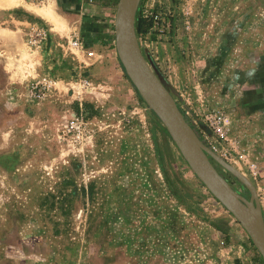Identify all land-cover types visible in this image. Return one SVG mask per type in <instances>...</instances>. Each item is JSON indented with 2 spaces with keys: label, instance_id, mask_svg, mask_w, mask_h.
I'll list each match as a JSON object with an SVG mask.
<instances>
[{
  "label": "rangeland",
  "instance_id": "374dc122",
  "mask_svg": "<svg viewBox=\"0 0 264 264\" xmlns=\"http://www.w3.org/2000/svg\"><path fill=\"white\" fill-rule=\"evenodd\" d=\"M229 2L200 1L196 8L201 19L188 25L202 29L212 45L209 50L201 46L204 51L197 53L194 48L186 55L180 51V58L192 66L198 58L204 59L203 74L211 81L205 84L207 95L230 78L240 84L248 78L249 71L242 66L244 54L237 52L242 44L239 37L244 28L264 24L258 21L259 13L264 18V6H251L256 20L243 22L242 13L232 20ZM143 4L144 0L138 1L134 21L140 18L146 25L144 33H136L141 53L170 90L167 74L152 60L146 42L171 36L173 19L161 8ZM33 11L37 16L29 14ZM144 11L163 12L168 30L159 35L150 32L149 22L141 17ZM56 19L51 0H0V31L15 24L23 29L26 20L36 24L26 31L27 50L10 55L0 49L8 64L51 60L57 68L50 80L39 83L48 86L41 99L32 95L31 87L37 83L29 87L26 109L41 122L36 120L25 133L14 129L12 144L25 147L23 163L0 165V264H261L248 235L192 173L118 65V55L96 68L74 66L68 72L48 55ZM34 28L46 31V45L30 43ZM230 41L235 53L228 51ZM81 46L71 48L79 51ZM224 110L192 111L202 127L183 116L207 148L212 151L215 146V154L253 184L258 164L247 150L233 147ZM216 111L225 115V139L216 137L205 119ZM213 164L231 188L254 206L245 184Z\"/></svg>",
  "mask_w": 264,
  "mask_h": 264
},
{
  "label": "crops",
  "instance_id": "0c3cea01",
  "mask_svg": "<svg viewBox=\"0 0 264 264\" xmlns=\"http://www.w3.org/2000/svg\"><path fill=\"white\" fill-rule=\"evenodd\" d=\"M200 1L203 0H144V7L161 8L168 13L175 26L170 33L171 36L153 37L146 42V47L151 49L150 56L159 66L160 72L167 74V84L170 87L168 91L173 95L178 108L187 119H191L194 124L202 127L201 120L195 118L192 111H205L210 107L225 109L227 129L233 147L236 150H247L248 157L258 164L257 180L253 182V185L260 199L264 219V24L252 30L244 28L242 37H239L242 44H239L237 52L242 51L244 54L245 61L242 66L245 71H249L248 78H244L241 84L235 82L234 78H230L225 86L222 83L219 86L217 83L218 86L212 92L213 94L207 95L205 84H208L210 80L203 74L204 59L198 58L195 63L193 61L192 66L183 57L180 58L181 50L186 55L189 53V48L190 52L194 48L197 53L204 51L201 50V46L209 50L212 45L206 41L208 35L202 33V29H196L195 26L191 28L188 25L190 22L195 24L196 20L201 19L202 13L196 8ZM118 3L119 0H51L52 7L57 11L58 24L51 28L52 41L48 55L56 60L57 64L59 62L62 69L67 72L74 66L85 70L90 67L96 68L107 60L115 59L117 56L115 17ZM229 3L232 6V20L242 13L243 22L256 20L257 15L254 11L251 12V6H264V0H230ZM29 14H34V11ZM36 14L38 13L35 11L34 15L37 16ZM258 16L259 22L264 21L260 13ZM17 23L23 24L22 21ZM24 24L23 29L15 24L13 27L0 31L2 51L7 49L10 55H16L20 50H27L26 31L36 24L27 20ZM74 39L82 45L79 51L72 49L69 45ZM227 47L228 51L235 53L236 47L233 41L228 42ZM1 55L0 165L8 166L15 163L20 165L24 160L25 147L21 144H12L14 129L19 133H25L31 131L29 127L36 120L41 122L35 116L36 114H31L26 109L29 103V87L33 83H44L50 80L54 76L53 68L56 71L57 68L55 69L56 64L51 60L47 61L48 63L42 61L33 64L29 62L19 64L18 61H14L10 65L5 56L1 57ZM74 56L80 57L78 61H75ZM118 65L121 66L120 63ZM195 67L196 70H194ZM241 85L243 88L239 90ZM42 122L46 125L45 121L42 120ZM232 249L239 250L234 247Z\"/></svg>",
  "mask_w": 264,
  "mask_h": 264
},
{
  "label": "water",
  "instance_id": "95a60500",
  "mask_svg": "<svg viewBox=\"0 0 264 264\" xmlns=\"http://www.w3.org/2000/svg\"><path fill=\"white\" fill-rule=\"evenodd\" d=\"M139 0H119L115 17V47L130 81L155 113L192 173L233 216L264 263V220L257 192L248 178L207 148L185 120L170 92L144 59L135 31ZM213 161L241 180L252 203L239 196L219 174Z\"/></svg>",
  "mask_w": 264,
  "mask_h": 264
},
{
  "label": "built area",
  "instance_id": "2783aa9c",
  "mask_svg": "<svg viewBox=\"0 0 264 264\" xmlns=\"http://www.w3.org/2000/svg\"><path fill=\"white\" fill-rule=\"evenodd\" d=\"M141 17L149 22L150 32H154L155 34L159 35L165 33L168 30V20L163 12L144 11L142 12ZM30 35V43L34 44L35 46L47 44V33L43 28H34V31L30 33ZM70 43L74 48H78L80 46V42L77 39L72 40V42L70 41ZM47 88L48 86L46 84H34L31 87L33 97L35 99H41L45 95L44 93ZM205 119L212 133L219 139H225V115L219 111H216L208 113L205 116ZM215 149L216 147L213 146L212 151L214 152Z\"/></svg>",
  "mask_w": 264,
  "mask_h": 264
},
{
  "label": "trees",
  "instance_id": "16d2710c",
  "mask_svg": "<svg viewBox=\"0 0 264 264\" xmlns=\"http://www.w3.org/2000/svg\"><path fill=\"white\" fill-rule=\"evenodd\" d=\"M135 31L136 33L139 35L140 33H144L146 31V25H145V21H143L142 19L138 18L136 23H135ZM250 245L253 248V244L251 243V241L249 240ZM256 251V250H255ZM260 258V257H259ZM261 264H264L263 261L261 260Z\"/></svg>",
  "mask_w": 264,
  "mask_h": 264
}]
</instances>
